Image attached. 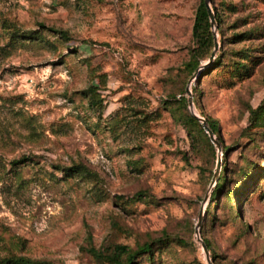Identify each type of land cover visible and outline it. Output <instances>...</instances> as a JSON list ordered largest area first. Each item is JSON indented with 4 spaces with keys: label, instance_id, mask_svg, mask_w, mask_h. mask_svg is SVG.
<instances>
[{
    "label": "rangeland",
    "instance_id": "rangeland-1",
    "mask_svg": "<svg viewBox=\"0 0 264 264\" xmlns=\"http://www.w3.org/2000/svg\"><path fill=\"white\" fill-rule=\"evenodd\" d=\"M200 2L0 0V264H111L146 243L132 264H208L198 238L214 264H264V0H212L220 48L196 74ZM181 98L218 147L194 149Z\"/></svg>",
    "mask_w": 264,
    "mask_h": 264
},
{
    "label": "trees",
    "instance_id": "trees-1",
    "mask_svg": "<svg viewBox=\"0 0 264 264\" xmlns=\"http://www.w3.org/2000/svg\"><path fill=\"white\" fill-rule=\"evenodd\" d=\"M212 9L215 12V21L217 23H221L220 14L217 10V7L215 5H213ZM41 29L43 31H46V32L53 34L54 36H57L60 39H68L69 38L68 33L65 31L57 30L55 28H48L44 25H41ZM219 35L220 36L222 35L221 29L219 30ZM37 37H38V35L35 33L24 34V33L18 32V31H16L14 33V38H16V39H19V38L37 39ZM192 38L197 44V49H196L195 53L192 55L191 60L189 61V63L186 66L193 73V72L197 71V68L199 67L200 59H204L207 56H209L215 47L214 33L212 32V25L210 23V17H209L207 8L204 4V0H201V2L199 3V5L197 7V10H196L195 21H194L193 30H192ZM241 38H244V36L239 35V36L234 37L235 40H241ZM217 62H215V63H217ZM214 66H215V64L212 66V68H216ZM91 102H92V99H91ZM178 103L181 106V108L186 110V111H184L183 124L187 128V135L191 139L194 149L200 148L202 146L203 142H205V140H207V142L209 143V140H208L209 138L207 136V133H205V131H204L203 127L201 126L199 120L195 116H193L187 112V107L189 104L188 100L185 98H181L178 101ZM255 112L256 111L251 110L252 114H254ZM206 121H207V125L213 131V133L214 134L218 133V127H217L216 122L212 121V120H208V119H206ZM210 148H213L212 145H210ZM29 161H30L29 158L23 157L18 161H14L13 165H18V166L24 165V164H27ZM62 171L65 172V174L67 176L73 177V176L78 175L82 172H85L86 169L84 167H82L81 165H73L69 168L62 169ZM254 175L255 174H252V176H254ZM242 176H243V178L247 177V173L245 171H243ZM225 181H226L225 178H222L220 183L218 184L217 188L223 189V187L225 185L224 184ZM143 197H145L144 194H143ZM213 197L215 198L216 195ZM205 243H206L207 248L209 250V247H210L209 243L206 241H205ZM153 246L154 245H152V244L146 243L143 246H141L140 248H138V250L136 252H133V251L131 252L126 247L118 246L115 249L114 256H111V258L108 261L111 264H132L135 261L136 257H140L143 255L152 256L153 255V251H152ZM122 255H126V258L124 261H122V259L120 257ZM4 264H37V263L30 260V259L23 258V257H18V258L12 257V258L6 259L4 261Z\"/></svg>",
    "mask_w": 264,
    "mask_h": 264
},
{
    "label": "water",
    "instance_id": "water-1",
    "mask_svg": "<svg viewBox=\"0 0 264 264\" xmlns=\"http://www.w3.org/2000/svg\"><path fill=\"white\" fill-rule=\"evenodd\" d=\"M211 3H212V0H204V4H205V6L207 8V11H208V14H209V17H210V23H211L212 28H213L215 26V24H216V21H215V12L212 9ZM214 40H215V47H214L213 53L210 56V59H209L210 62L213 61V59H215L216 53H217V51L220 48V45H219L218 38H217V35L216 34H214ZM197 73H199V71H196V74ZM187 94L189 96L191 95V92L189 91V89H187ZM188 102H189V108L192 111V109H193V99L192 98H189L188 99ZM193 115L201 122V124L203 125V129L208 134L210 140L214 143V145H216L218 147L219 146V143H218L217 139L215 138V135H214L213 131L207 125L206 120L203 119V118H201V117H199V116H197L194 113H193ZM219 171H220V165L217 166L216 174L219 173ZM200 222H201V217L199 218L198 224H200ZM198 235H199V230L196 229V236H197V238H198ZM198 241L201 243V245H202V247L204 249V252H205L206 257H207L208 264H214L210 260V253H209V250L207 248L206 243L204 241H202L200 238H198Z\"/></svg>",
    "mask_w": 264,
    "mask_h": 264
}]
</instances>
